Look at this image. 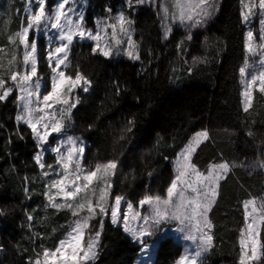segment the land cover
I'll list each match as a JSON object with an SVG mask.
<instances>
[{
    "label": "trees",
    "instance_id": "trees-1",
    "mask_svg": "<svg viewBox=\"0 0 264 264\" xmlns=\"http://www.w3.org/2000/svg\"><path fill=\"white\" fill-rule=\"evenodd\" d=\"M120 1L87 0L89 9L102 16H107L106 8L111 9L110 18ZM13 3L10 12L18 25L21 4L18 0ZM218 9L204 27L192 31L191 40L180 28L173 29L165 40L158 12L147 5L133 6L127 16L135 22L134 39L140 44L141 55L138 61L93 55L92 45L86 42L73 48V68L79 64L92 84L89 92L76 93L81 102L73 109L69 133L87 144L85 157L93 163L111 158L116 149L120 163L113 178V195H123L134 205L146 192L163 195L174 175L172 161L191 137L204 129L210 139L194 155L202 169L221 159L249 164L264 159L260 155L264 95L255 91L254 108L249 114L242 112L238 69L245 58V30L240 0H218ZM181 41L184 44L178 51ZM4 44L6 40L1 39L0 45ZM193 57H206L207 63L193 65ZM38 59L39 74L47 77L45 52H40ZM114 82L121 88L119 96ZM15 115L13 93L0 102V264H28L29 258L34 259L42 250L41 244L53 248L73 219L68 211L45 209V180L34 162L37 144L31 131L17 124ZM132 117L135 128L130 141L122 142L121 152L113 141ZM249 127L257 133L255 138L246 135ZM157 140L159 144L153 148ZM25 187L29 189L27 195ZM262 194L264 169L237 167L221 182L209 213L215 246L207 264H236L239 231L244 225L241 202ZM28 214L33 215V229L43 234V240L33 236ZM181 251L171 237H164L154 250L152 264H175ZM138 256L139 247L133 240L106 219L96 264H135Z\"/></svg>",
    "mask_w": 264,
    "mask_h": 264
},
{
    "label": "snow or ice",
    "instance_id": "snow-or-ice-1",
    "mask_svg": "<svg viewBox=\"0 0 264 264\" xmlns=\"http://www.w3.org/2000/svg\"><path fill=\"white\" fill-rule=\"evenodd\" d=\"M24 3L26 20L22 19L19 29L7 36V45H0V102L14 92L17 94L15 121L31 131L37 144L34 162L45 180V209L56 213L68 211L73 217L65 236L53 248L41 244L42 250L34 259L29 258L28 264H96L106 219L114 226L123 227L140 246L142 256L148 257V264H152L151 255L163 235L157 240L152 238L162 232L163 226L173 224L185 242L184 253L176 264H207L215 246L209 213L219 196L221 182L237 167L264 169V159L250 164L221 159L202 169L195 163L194 155L210 139L209 131L204 129L196 132L177 153L173 161L174 175L163 195L146 192L136 205L123 195H113V178L120 163L116 149L106 161L86 164L87 145L79 136L69 134L73 109L81 102L76 89L88 92L92 84L79 64L73 68L70 57L74 47L90 41L93 55L106 58L124 55L132 61L140 60V44L134 39L135 22L121 11L114 21L109 17L98 18L92 29L85 23L87 0H58L52 8L48 7V0H24ZM128 3L131 7L133 0ZM145 3L158 5L165 40L174 27L185 29L186 38L191 40L192 31L204 27L219 10L218 0H135L137 5ZM240 5L243 24L250 25L253 19L259 18V28L249 27L245 33V58L238 69L243 87L242 112L249 114L254 108V92L264 95V0H240ZM107 11L111 13V9ZM41 36L47 41L45 59L51 72L48 80L38 71ZM183 44V41L177 44L178 51ZM197 63H207V58L193 57L192 64ZM192 70L189 67V74ZM113 86L119 96V84L114 82ZM134 128L135 117H132L114 139V145H119L121 152ZM54 134L61 138L54 146L45 147ZM246 135L255 138L257 133L249 127ZM158 144L159 140L152 147ZM260 144V155L264 157V139ZM47 152L54 154L53 164L45 161ZM25 181L29 182L27 177ZM28 192L25 187L26 195ZM241 203L244 225L239 231L236 264H264V194L250 196ZM122 204H126L124 211H121ZM27 219L33 236L43 240V234L33 229V215L28 214Z\"/></svg>",
    "mask_w": 264,
    "mask_h": 264
},
{
    "label": "rangeland",
    "instance_id": "rangeland-1",
    "mask_svg": "<svg viewBox=\"0 0 264 264\" xmlns=\"http://www.w3.org/2000/svg\"><path fill=\"white\" fill-rule=\"evenodd\" d=\"M13 1L14 0H0V40L1 39L6 40V44H4V45H7V36L9 34H11V33H14L15 31H17L19 29L22 19L26 20V18L24 16V11H23L24 7H25L24 0H18V2L21 4L20 5V7H21L20 10L21 11H20V15L18 17V25H17V23L15 24V21L13 20V18L11 16V12H10L12 7H14ZM57 3H58V0H48V7L49 8L55 7ZM142 5H147V6L151 7L152 9H155L158 12V5H153L151 3H145V4H142ZM133 6H137V4H135L134 0H133V3H132L131 7L129 6L128 0H121L120 3L116 6L115 14L112 16L111 19L114 21L115 16L121 11H123L125 13V15L127 16V12L129 10H132ZM107 9H109V8H106L104 10V12L107 13V16H102L101 14H99V12H92L91 9H89V5H88V2H87L86 6L84 8L85 14H86L85 15L86 26L89 27V28L95 29V26H96L95 22H96V20L98 18H104V17H109L110 18V15H108L109 12L107 11ZM89 12H91V13L89 14ZM15 16H16V12H14V17ZM258 19H259L258 17L253 19V21H252V23L250 25L243 24L244 25V30H245L244 31V40H245V33L247 32L249 27H252L253 29H258L259 28ZM175 28H180V27H174L173 29H175ZM180 29H182L183 31L186 32L185 29H183V28H180ZM162 33H163V29H162ZM163 36H164V33H163ZM85 42L92 45V42H90V41H85ZM46 43H47L46 39L43 36H41L40 39H39V43H38L39 53L40 52H45ZM45 55H46V53H45ZM103 58H106V57H103ZM121 58L122 59H128L124 55L113 56L112 58H106V59L116 60V59H121ZM46 64H47V68H48L50 74L47 77H43V78L45 80H48L50 75H51V72H50V69H49L47 61H46ZM242 90H243V87L241 85V92H242ZM77 91L83 92L81 89H76V93H77ZM14 94L17 95L15 92H14ZM17 113H18V106H17V102H16V115H17ZM21 125H23V124H21ZM60 138H61L60 136L54 134L52 137H50L49 145H45V147L54 146L56 144V142ZM44 159L49 164H53L54 161H55L54 154L51 153V152H47L45 154V156H44ZM173 161H172V167H173ZM85 163L87 164V163H93V162L90 159L86 158L85 159ZM125 209H126V204H122L121 211H124ZM120 227L123 229L122 226H120ZM125 234H127V233H125ZM161 235H163V238L164 237H171L177 244H179L182 247V251H181L180 255H182L184 253L185 242L182 239H180V235L181 234H179V233H177L175 231V225L174 224L173 225H165V226H163L162 232L158 233L156 237L152 238V240H154L155 238H160ZM135 244L139 247V256H138L135 264H148V257L142 256V253H141V250H140V246L137 243H135ZM153 254H154V252L152 253L151 258H150L151 261L153 260ZM175 264H176V262H175Z\"/></svg>",
    "mask_w": 264,
    "mask_h": 264
}]
</instances>
